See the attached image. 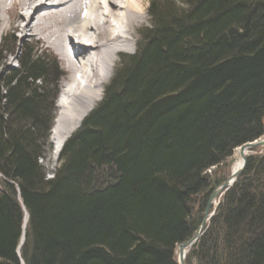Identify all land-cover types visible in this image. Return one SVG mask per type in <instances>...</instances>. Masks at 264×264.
<instances>
[{"label": "trees", "instance_id": "16d2710c", "mask_svg": "<svg viewBox=\"0 0 264 264\" xmlns=\"http://www.w3.org/2000/svg\"><path fill=\"white\" fill-rule=\"evenodd\" d=\"M148 14L51 178L58 60L26 44L0 69V264H178L219 170L264 135V0H149ZM15 45L2 38L0 63ZM185 261L264 264V152Z\"/></svg>", "mask_w": 264, "mask_h": 264}, {"label": "bare ground", "instance_id": "6f19581e", "mask_svg": "<svg viewBox=\"0 0 264 264\" xmlns=\"http://www.w3.org/2000/svg\"><path fill=\"white\" fill-rule=\"evenodd\" d=\"M141 3L142 0H0L2 26L16 22L13 26L20 36L30 33L45 41L70 74L69 84L56 100L57 113L50 128L52 168L64 141L98 99L102 73L107 75L114 55L129 45L131 28L143 18ZM81 37L91 46L90 62L81 58L85 47L79 41ZM78 76H84L83 86L78 85ZM233 159L234 171L242 164L239 148L234 150Z\"/></svg>", "mask_w": 264, "mask_h": 264}, {"label": "rangeland", "instance_id": "374dc122", "mask_svg": "<svg viewBox=\"0 0 264 264\" xmlns=\"http://www.w3.org/2000/svg\"><path fill=\"white\" fill-rule=\"evenodd\" d=\"M148 2H149V0H142L141 6H140L142 11H140V12H142L143 18L140 21L135 22L134 23V27L131 28V30H130L131 34H130V37H129V45H126L127 47L124 46L123 47L124 49L122 48L116 55H114V61H113L112 65L110 66V70L107 72V75H104V72L102 73V77H103V79L101 80L102 85L98 88V92H99L100 95H98V99H96L94 101V103L92 104V108L91 109H93V107L100 101L105 86L111 80V78L113 76V72H114V70L117 67V64L119 62V59H118L119 55L120 54H132V53H134L136 44H137V42L140 39V37H139L140 30H142L144 27L150 26L151 18H150L149 14H148ZM15 24L17 25V23L15 22V23H11V25L8 23V25H5V26L3 25L2 26V24L0 23V42H1L2 38L8 37V36H14L15 41H16V45H15L16 50H15V52L13 54L6 55V57L2 58V60H1L0 69H1L2 72L5 73L11 68L18 67L17 60L19 59V56H20V50L19 49H21L26 44H36V45H38L39 48H41L43 50H47L48 52L52 53L56 57V59L58 60V64H59V67H60V70L62 71V73L63 74H67L69 72L66 69V67L64 65V62L62 60H60V56L54 50H52L46 44L45 41L39 39L37 36L31 35L29 32H27L29 34H26L25 36H20L18 30H16L14 28L15 26H13ZM125 50H127V51H125ZM66 70L68 71L67 73H66ZM68 76H70V74H67V76H66L67 79L69 78ZM79 76H81V75L79 74ZM78 81L80 82L78 85L83 86V84L85 82L84 76H82L81 78L79 77ZM63 82L60 79L58 84H57V92H56V95H55L54 100H53V111H52V120H51L50 128L54 124V119H55L54 117L56 116V113H57L56 100H57V98L59 96L60 90L62 89V83ZM71 86H73V85H71ZM72 88H73V90H75V86H73ZM91 109H90V111H91ZM50 130L51 129H49V131H48V137H47V142L50 145V150H48L46 152L45 156L42 159V164H43L44 168L47 171V177L48 178H51L53 176V174L55 172V169L58 166V159H57L56 165L53 168L51 167V162H52L51 161L52 144H51V140H50V134H51ZM263 152H264V148H260V149H257L255 151L248 152V155H253V154L255 155V154H260V153H263ZM231 158H233V154L227 160L226 165L222 166V168L219 170L221 173H225V174L228 175L231 172V167H229L227 165Z\"/></svg>", "mask_w": 264, "mask_h": 264}, {"label": "water", "instance_id": "95a60500", "mask_svg": "<svg viewBox=\"0 0 264 264\" xmlns=\"http://www.w3.org/2000/svg\"><path fill=\"white\" fill-rule=\"evenodd\" d=\"M238 148H239L240 156L242 157L241 166L234 171L231 170L229 176L224 181H222L217 187L213 189V191L211 192L207 200L202 219L199 225L197 226V228L195 229L194 233L176 246L175 254L177 257L178 264H187L185 261V258H186L188 251L196 243V241L201 237V235L204 233L205 229L207 228L209 220L211 219V217L216 211L217 205L220 202L221 197L233 185L236 179L243 172L246 166V163H247L248 152H252L257 149L264 148V135H262L261 137L253 141L246 142ZM233 161L234 159L231 158L227 165L231 167L233 164ZM22 239H24V234H23ZM22 243H23V240L21 241V244ZM22 264L24 263L22 262Z\"/></svg>", "mask_w": 264, "mask_h": 264}]
</instances>
